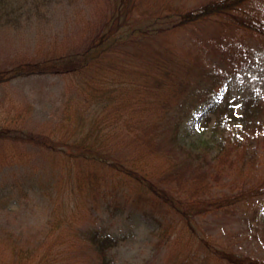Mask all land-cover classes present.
I'll return each instance as SVG.
<instances>
[{
	"label": "trees",
	"instance_id": "obj_1",
	"mask_svg": "<svg viewBox=\"0 0 264 264\" xmlns=\"http://www.w3.org/2000/svg\"><path fill=\"white\" fill-rule=\"evenodd\" d=\"M68 2L79 15L72 28L0 67V83L54 74L66 84L59 117L41 129L25 124L30 104L0 109V147L9 151L5 183L21 196L29 190L24 185L34 191L37 184L52 199L49 227L36 241L0 226V264H111L118 240L93 222L120 200L154 222L165 264H264L263 252L220 246L196 225L235 209L251 226L264 202V103L247 99L238 111L220 94L227 78L251 63L248 36L264 38V6ZM44 3L33 0L37 12ZM23 8L0 0V28H17ZM187 120L199 121V134L183 141ZM34 148L49 152L50 161L65 158L63 171L25 165Z\"/></svg>",
	"mask_w": 264,
	"mask_h": 264
},
{
	"label": "rangeland",
	"instance_id": "obj_2",
	"mask_svg": "<svg viewBox=\"0 0 264 264\" xmlns=\"http://www.w3.org/2000/svg\"><path fill=\"white\" fill-rule=\"evenodd\" d=\"M18 1L24 5V8L20 12L17 28L12 27V30L0 28V67L8 64L16 53H33L40 49L39 45L43 47L47 39L53 36L60 37L66 27L68 30L74 26L73 21L79 17L76 14L77 4H70L68 0H44L45 3L40 5L38 12L33 6V0ZM258 1L264 6V0ZM248 39L252 45L249 67L229 76L220 88V94L232 101L238 111L247 99L264 103V38L248 36ZM65 85L64 79L54 74L20 75L11 78L0 83V109L9 104L8 107L12 106L14 109L30 104L31 113H27L25 124L33 130L41 129L48 121L51 122L59 117L66 97ZM204 108L205 106L202 110ZM201 115H199L200 119ZM199 121L187 120L181 127L178 138L189 141L197 136ZM262 127L260 132H264V125ZM259 139L262 140V137ZM260 146H264V141ZM34 150L36 154L32 155L29 161H25V165L33 164L37 168L47 166L45 170L52 168L53 172L63 171L64 162H67L65 158L50 161L49 152L40 153L35 148ZM8 152L6 149L3 154V149L0 147V226L21 234L24 239L36 241L49 227L52 199L46 196L45 192L42 193L37 184L34 191L32 187L24 185L29 190L23 192L21 196L17 194V187L5 183L4 172L9 169L1 166L6 164L5 155ZM8 156L16 164L23 163L17 161L16 156L11 154ZM262 160L264 162V156ZM53 164L57 165L52 166ZM20 170L22 167L17 172ZM65 181L67 182L66 179ZM67 195L69 196L68 182L62 192V196L66 198L65 202L68 199ZM8 196L9 200L5 204L3 200ZM119 203L120 205L113 210L101 209L98 221L93 222L95 227H103L111 231L118 240L111 252L113 257L111 264H165L167 248L159 243L158 237L153 233L154 222L126 202L120 200ZM260 203L256 219L252 221L251 226L237 210L230 209L203 216L197 221V228L220 246L231 245L235 248L241 247L248 251L264 253L262 231L264 202L260 201Z\"/></svg>",
	"mask_w": 264,
	"mask_h": 264
}]
</instances>
